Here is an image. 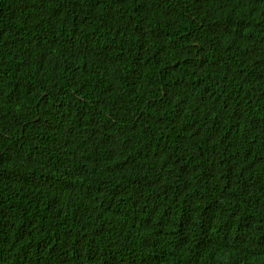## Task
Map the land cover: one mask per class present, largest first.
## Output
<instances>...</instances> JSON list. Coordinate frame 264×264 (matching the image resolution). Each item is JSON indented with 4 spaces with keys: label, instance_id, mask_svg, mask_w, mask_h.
Returning <instances> with one entry per match:
<instances>
[{
    "label": "trees",
    "instance_id": "16d2710c",
    "mask_svg": "<svg viewBox=\"0 0 264 264\" xmlns=\"http://www.w3.org/2000/svg\"><path fill=\"white\" fill-rule=\"evenodd\" d=\"M0 264H264V0H0Z\"/></svg>",
    "mask_w": 264,
    "mask_h": 264
}]
</instances>
